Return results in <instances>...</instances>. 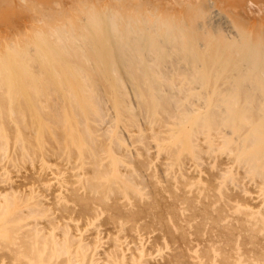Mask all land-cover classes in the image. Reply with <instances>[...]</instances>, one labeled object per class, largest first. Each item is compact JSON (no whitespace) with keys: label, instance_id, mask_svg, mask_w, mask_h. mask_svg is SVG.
Here are the masks:
<instances>
[{"label":"bare ground","instance_id":"1","mask_svg":"<svg viewBox=\"0 0 264 264\" xmlns=\"http://www.w3.org/2000/svg\"><path fill=\"white\" fill-rule=\"evenodd\" d=\"M0 264H264V0H0Z\"/></svg>","mask_w":264,"mask_h":264},{"label":"rangeland","instance_id":"2","mask_svg":"<svg viewBox=\"0 0 264 264\" xmlns=\"http://www.w3.org/2000/svg\"><path fill=\"white\" fill-rule=\"evenodd\" d=\"M152 151H154V150H152ZM155 151H156V148H155ZM162 157H163V156L156 157V154H155V165H157L158 163H160V161H162V160H161ZM205 158H206V157H205ZM220 159H221V158H220ZM220 159H218V160H220ZM206 161H207V158H206V160H205V162H204L205 165L207 164ZM210 161H212V160L209 159L208 163H209ZM212 162H214V160H213ZM156 163H157V164H156ZM205 169H206V170H205ZM205 169H203V171H202V176H205L204 179L207 178V180L210 178V175H209L210 173L208 172V170H210V172H212V173H213V172H216V171L218 172V170L213 169V168L211 167V163H210V168H209V165H207ZM160 173H161V172H160ZM161 174H162V173H161ZM191 174H192V173H191ZM217 174H218V173H217ZM217 174H216V175H217ZM193 175H194V174H193ZM164 176H165V175H164ZM164 176H161V177H160V174H159L158 177H160V179H161V178L164 179V178H165ZM202 176H201V178H203ZM212 176H214V173H213ZM212 176H211V177H212ZM163 177H164V178H163ZM217 177H218V175L216 176V178H217ZM160 179L157 178V180H156L157 183H158V181H159ZM214 179H215V178H214ZM210 181H212V179H210ZM212 182H214V180H213ZM250 186H251L250 188H252L251 190H253V189L255 188L253 185H250ZM157 187H158V189L160 188L159 184L157 185ZM254 190H256V188H255ZM164 193H165L166 196L169 195V194L166 193V192H164ZM164 193H163V194H164ZM163 194H162V195H163ZM165 195H164V196H165ZM253 195H255V193H254ZM167 198H169V197H167ZM162 199H163V198H161V200H162ZM169 199H170V198H169ZM162 201H163V200H162ZM162 201H161V204L164 203V202H162ZM164 201H167V200H164ZM167 203H168V202H167ZM155 205H156V204H155ZM157 206L159 207L158 204H157ZM164 206H165V203L163 204L162 207H164ZM165 207H166V206H165ZM160 209H161V208H160ZM164 209H165V208H164ZM155 210H157L156 206H155ZM155 210H154V212H155ZM156 212H158V211H156ZM186 213H188V214L190 215L191 212H190V210H187ZM105 222H106V220L103 219V220H102V223H105ZM210 228H211V227H210ZM210 228H209V229H210ZM192 229H193L194 237H201V234H200L199 231H197L196 226H194ZM236 233H239V231H237ZM202 234H203V233H202ZM153 236H155V234H154ZM171 236H172V235H171ZM176 236H177V235H176ZM173 237H174V236H173ZM173 237H172V238H173ZM177 237H178V236H177ZM192 237H193V236H192ZM205 237L207 238V235H206ZM174 238H175V237H174ZM241 238H242V239H241ZM241 238H240V243L243 244V247H244V248H246V247L249 248V249H246V250H250L251 247H252V242H250L251 240L248 241V238L246 239L244 235H242ZM152 239H153V241H152V244H153V242L155 241V237H152L151 240H152ZM194 239H195L196 241H198V239H196V238H194ZM199 239H200V238H199ZM243 239H244V240H243ZM151 240H150V242L148 243L149 245H150V243H151ZM210 243H211V242H210ZM247 244H248V245H247ZM149 245H148V246H149ZM250 246H251V247H250ZM252 249H253V248H252ZM159 258H160V256H159ZM7 260H9V259H7ZM7 260H5V261H7Z\"/></svg>","mask_w":264,"mask_h":264}]
</instances>
